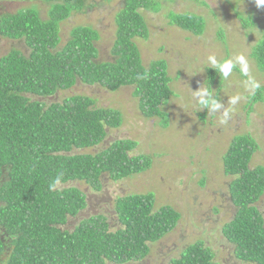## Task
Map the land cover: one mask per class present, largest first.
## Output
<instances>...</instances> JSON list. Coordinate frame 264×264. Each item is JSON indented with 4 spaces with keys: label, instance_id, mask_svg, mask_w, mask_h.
I'll list each match as a JSON object with an SVG mask.
<instances>
[{
    "label": "trees",
    "instance_id": "16d2710c",
    "mask_svg": "<svg viewBox=\"0 0 264 264\" xmlns=\"http://www.w3.org/2000/svg\"><path fill=\"white\" fill-rule=\"evenodd\" d=\"M162 1L173 0H123L115 16L112 61H100L99 33L90 26L72 28L60 47V23L72 12L83 11L87 0H46V19L35 8L0 18V36L23 40L29 49L28 55L11 50L0 57V264L141 262L150 253V244L176 227L180 214L168 205L155 208L152 192L117 198L118 227H111L103 215L68 225L69 219L85 210L86 196L75 187L59 186L82 181L99 191L103 175L117 182L146 171L151 159L131 155L136 143L125 139L115 140L96 154L78 153L104 142L107 130L122 124L120 112L98 107L85 95L49 104L46 100L79 83L108 92L129 86L141 115L159 119L166 127L164 109L174 95L167 64L157 60L144 66L135 41L148 37L142 11L156 12ZM168 20L193 35L205 30V20L198 14L171 12ZM241 20L243 27L251 25ZM250 56L264 72V36ZM206 71L211 82L223 86L227 81L211 68ZM145 74L146 79L142 78ZM260 95L262 90L250 96L246 114L261 101ZM199 117L204 119L203 114ZM256 149L249 134L237 135L222 156L235 207L222 234L243 264H264V204L258 207L264 196V167L250 166ZM58 176L60 184L50 189ZM168 264L219 263L197 241Z\"/></svg>",
    "mask_w": 264,
    "mask_h": 264
},
{
    "label": "rangeland",
    "instance_id": "374dc122",
    "mask_svg": "<svg viewBox=\"0 0 264 264\" xmlns=\"http://www.w3.org/2000/svg\"><path fill=\"white\" fill-rule=\"evenodd\" d=\"M123 0H87L81 12H72L60 23V47L69 38L72 28L90 26L99 33L97 48L100 61H112L110 54L115 39V16ZM35 8L42 19L47 18L49 3L46 0H0V18L19 10ZM198 14L205 20L201 35H193L168 20L169 13ZM148 30L147 39H136L142 64L164 60L171 78L174 95L165 106L168 124L141 115L132 87L108 92L99 86L77 84L69 90L47 98L48 104L64 97L85 95L95 100L98 107L113 108L120 112L122 124L107 130L108 136L99 146L79 150L78 153L96 154L115 140H132L136 143L131 155H145L151 159L150 167L117 182L107 175L101 178V189L93 190L82 181L69 182L59 188L75 187L86 196L85 210L68 225H76L92 215L108 218L111 227H118L114 205L119 197L152 192L155 208L171 206L179 214L176 227L159 241L150 244V253L141 262L127 264H168L178 258L190 244L201 241L214 254L219 264H243L236 260L234 247L227 242L222 229L234 216L235 207L229 198L231 179L224 174L222 156L237 135L249 134L258 146L253 154L251 167H264V72H261L250 54L264 36V7L257 8L254 0H173L162 1L156 11L143 10ZM251 21L243 27L242 20ZM11 50L28 55L23 42L0 36V57ZM209 55L219 61L243 55L248 63L249 75L259 84L254 92L245 87L247 77L240 66L233 70L222 85L209 81L206 69ZM209 87L224 108L233 107L226 124L220 123L221 112L201 110L193 91L200 86ZM262 90L260 100L252 104L246 114L250 96ZM234 95L243 97L235 106L228 104ZM247 107V108H245ZM203 114L201 120L199 115ZM264 196L258 202L261 208ZM109 264V263H108ZM111 264V263H110Z\"/></svg>",
    "mask_w": 264,
    "mask_h": 264
},
{
    "label": "clouds",
    "instance_id": "9594fccd",
    "mask_svg": "<svg viewBox=\"0 0 264 264\" xmlns=\"http://www.w3.org/2000/svg\"><path fill=\"white\" fill-rule=\"evenodd\" d=\"M254 2L257 8L264 7V0H254ZM207 62L210 65L209 68L222 75L224 79H228L233 69L237 65H239L241 74L247 77V80L245 81V87L252 92L259 88V84L255 82L249 75L248 63L243 55L237 56L235 58H227L223 61H219L215 55H209L207 57ZM142 78L146 79L147 75L145 74V76ZM193 94L201 110L206 109L209 112L216 113L221 112V110L223 109V111L221 112L220 123L226 124L228 122V120L230 119V113L234 110V108H224V104H222L217 98H215L216 96L214 95V91L210 90L209 87H203L201 85L198 90L193 91ZM242 98L243 97H241L240 95H234L228 99V104L231 106H235ZM60 182L61 180L58 176L50 185V189H55V187L59 185Z\"/></svg>",
    "mask_w": 264,
    "mask_h": 264
}]
</instances>
